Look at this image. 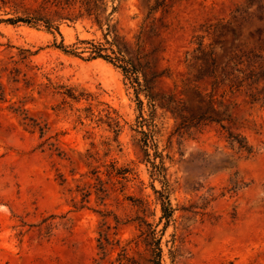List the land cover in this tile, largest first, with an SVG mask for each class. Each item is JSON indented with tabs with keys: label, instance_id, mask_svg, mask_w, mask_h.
I'll return each instance as SVG.
<instances>
[{
	"label": "rangeland",
	"instance_id": "obj_1",
	"mask_svg": "<svg viewBox=\"0 0 264 264\" xmlns=\"http://www.w3.org/2000/svg\"><path fill=\"white\" fill-rule=\"evenodd\" d=\"M81 1L0 0V264H264V0Z\"/></svg>",
	"mask_w": 264,
	"mask_h": 264
},
{
	"label": "trees",
	"instance_id": "obj_2",
	"mask_svg": "<svg viewBox=\"0 0 264 264\" xmlns=\"http://www.w3.org/2000/svg\"><path fill=\"white\" fill-rule=\"evenodd\" d=\"M100 3L101 1L99 0H83L80 2V7H85V11L87 13H92L95 14V20L96 22H99L97 19V13H99L100 9ZM10 22H16V21H22V22H26L29 23V21H27V19H22L21 17L17 18V19H7ZM47 28L51 27L50 23H47L46 25ZM84 43H86L87 45L84 46L83 51L88 53V57L90 58H103L105 60L108 61H118V62H125L126 60H124V56H123V51L120 48H113L112 47V43H109V47H106L103 43L101 42H95L93 40H85L83 41ZM115 64V63H114ZM120 67L122 65H119ZM125 71L130 72L131 70H127V66H122ZM238 146L241 147L242 145H240V143L234 139ZM233 142V141H232ZM247 148V147H246ZM247 151H249L247 149ZM154 167H157L156 165H154ZM157 193H159V197L157 198L160 202V210H161V215L159 217L160 221L161 220H165V224L167 225L169 223V221L172 218L173 215V208L170 204L168 195H164L163 192H159L156 191ZM153 234H155V230L152 231ZM155 249H156V254L155 256L157 257L155 264H160V259H161V254H162V248L160 247V239H155Z\"/></svg>",
	"mask_w": 264,
	"mask_h": 264
}]
</instances>
